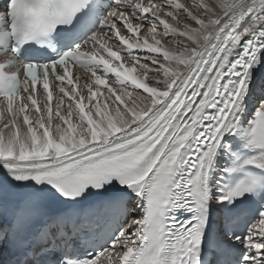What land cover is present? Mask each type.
Wrapping results in <instances>:
<instances>
[{
    "label": "snow or ice",
    "instance_id": "snow-or-ice-1",
    "mask_svg": "<svg viewBox=\"0 0 264 264\" xmlns=\"http://www.w3.org/2000/svg\"><path fill=\"white\" fill-rule=\"evenodd\" d=\"M0 264H264V0H0Z\"/></svg>",
    "mask_w": 264,
    "mask_h": 264
},
{
    "label": "bare ground",
    "instance_id": "bare-ground-1",
    "mask_svg": "<svg viewBox=\"0 0 264 264\" xmlns=\"http://www.w3.org/2000/svg\"><path fill=\"white\" fill-rule=\"evenodd\" d=\"M171 22V21H170ZM169 46H171V45H169Z\"/></svg>",
    "mask_w": 264,
    "mask_h": 264
}]
</instances>
